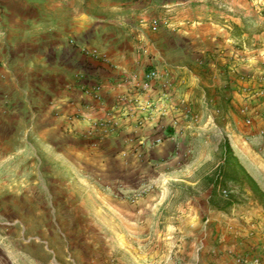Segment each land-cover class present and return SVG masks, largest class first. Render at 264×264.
Listing matches in <instances>:
<instances>
[{
	"label": "rangeland",
	"instance_id": "1",
	"mask_svg": "<svg viewBox=\"0 0 264 264\" xmlns=\"http://www.w3.org/2000/svg\"><path fill=\"white\" fill-rule=\"evenodd\" d=\"M18 1L30 6L10 10L24 20L15 119L0 105V132L13 130L0 137V264H264V208L248 186L226 182L224 202L209 203L224 140L264 192V0H202L197 21H143L158 38L133 73L140 85L84 129L57 121V103L102 98L101 70L122 43L102 33L121 25L87 18L118 10ZM149 110L158 121L146 139L124 133Z\"/></svg>",
	"mask_w": 264,
	"mask_h": 264
},
{
	"label": "crops",
	"instance_id": "2",
	"mask_svg": "<svg viewBox=\"0 0 264 264\" xmlns=\"http://www.w3.org/2000/svg\"><path fill=\"white\" fill-rule=\"evenodd\" d=\"M95 4L104 8L118 10V14L113 16H98L94 19L87 18L89 25H96L99 23L119 24L121 29L117 33L114 31H103L102 35L105 38H119L122 43L113 46L117 52L109 51L110 62L113 66L110 73L104 69L101 70L100 78L102 80V88L100 90L101 99L93 100L88 97L83 104L73 96L59 99L57 121L69 125V122H74L75 126L79 128H87L90 122L96 119H107L114 116L116 113L115 101L131 96L130 92L139 86L143 78V73L134 75L136 66L139 62H149L145 55L153 49V46L158 35H149V31L144 29L142 24L145 20H155L163 25H180L184 22L197 21L200 16L199 13L191 14L192 7H199L202 0H153L150 3H143L140 0H94ZM23 5L18 0H0V105L7 104L10 119L14 120L15 115V96L18 90V83L20 78L17 77L18 68L13 64L15 47L13 38L16 34L14 20H24L15 13L12 15L13 7L23 8L29 7V4ZM78 19V15L74 16ZM17 22V21H16ZM29 18H27V23ZM76 22V21H75ZM94 26L88 29L94 32ZM139 41V42H138ZM138 46L142 47V52L138 50ZM144 58V59H143ZM157 92V91H156ZM151 114L146 118V123L142 129H137L134 118H126L123 121L124 133L136 131L140 139H146L148 135L155 130L157 126L158 115L155 110H149ZM74 116H71L72 114ZM144 113V112H143ZM8 115V116H9ZM69 115V116H68ZM2 116V115H0ZM71 116V117H70ZM116 116V115H115ZM167 119V117H163ZM12 129H6V132L0 137L11 135ZM153 136H151V139ZM125 148L130 146V143L122 141Z\"/></svg>",
	"mask_w": 264,
	"mask_h": 264
},
{
	"label": "trees",
	"instance_id": "3",
	"mask_svg": "<svg viewBox=\"0 0 264 264\" xmlns=\"http://www.w3.org/2000/svg\"><path fill=\"white\" fill-rule=\"evenodd\" d=\"M169 130L172 131L171 128ZM221 153L222 164L218 166L219 173L217 178L211 182L209 203L219 205L224 202L217 197L216 189L220 185H225L226 182H233L240 187L246 184L255 200L264 208V192L235 157L227 140H224L221 146ZM226 204L230 203L227 202Z\"/></svg>",
	"mask_w": 264,
	"mask_h": 264
},
{
	"label": "built area",
	"instance_id": "4",
	"mask_svg": "<svg viewBox=\"0 0 264 264\" xmlns=\"http://www.w3.org/2000/svg\"><path fill=\"white\" fill-rule=\"evenodd\" d=\"M141 2H143V3H150V2H152L153 0H140ZM152 27H153V29H156L157 27H158V24H160L158 21H152ZM155 76V73L154 72H150L147 76H146V78H147V81L148 80H150V79H152L153 77ZM92 126L94 127V126H97V128H99V126H105L104 124H102V123H93L92 124Z\"/></svg>",
	"mask_w": 264,
	"mask_h": 264
}]
</instances>
